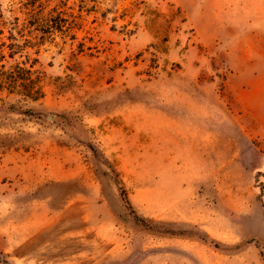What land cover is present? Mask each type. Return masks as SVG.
<instances>
[{
  "label": "rangeland",
  "instance_id": "1",
  "mask_svg": "<svg viewBox=\"0 0 264 264\" xmlns=\"http://www.w3.org/2000/svg\"><path fill=\"white\" fill-rule=\"evenodd\" d=\"M0 264H264V0H0Z\"/></svg>",
  "mask_w": 264,
  "mask_h": 264
},
{
  "label": "trees",
  "instance_id": "2",
  "mask_svg": "<svg viewBox=\"0 0 264 264\" xmlns=\"http://www.w3.org/2000/svg\"><path fill=\"white\" fill-rule=\"evenodd\" d=\"M34 100L36 99V98H33Z\"/></svg>",
  "mask_w": 264,
  "mask_h": 264
}]
</instances>
